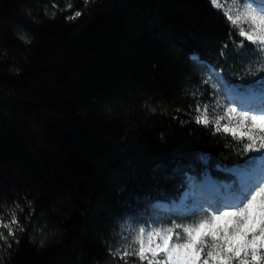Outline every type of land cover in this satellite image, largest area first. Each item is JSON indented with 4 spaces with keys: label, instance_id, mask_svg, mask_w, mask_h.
Instances as JSON below:
<instances>
[{
    "label": "trees",
    "instance_id": "trees-1",
    "mask_svg": "<svg viewBox=\"0 0 264 264\" xmlns=\"http://www.w3.org/2000/svg\"><path fill=\"white\" fill-rule=\"evenodd\" d=\"M228 34L209 0H0V216L25 227L0 264H114L121 223L192 218L154 207L188 176L235 180V142L190 108V53L242 71Z\"/></svg>",
    "mask_w": 264,
    "mask_h": 264
},
{
    "label": "snow or ice",
    "instance_id": "snow-or-ice-1",
    "mask_svg": "<svg viewBox=\"0 0 264 264\" xmlns=\"http://www.w3.org/2000/svg\"><path fill=\"white\" fill-rule=\"evenodd\" d=\"M209 3L229 28L220 55L225 56L231 46L242 71L227 79L223 68L190 53V60L206 69L200 81L206 93H191L195 98L191 119L235 142L242 160L226 170L235 180L224 183L207 175L200 181L190 178L178 204L154 206L188 213L192 218L184 223L165 222L158 216L143 223L126 221L117 245L108 248L114 264H264V0ZM51 7L59 9L56 3ZM72 7L66 5V9ZM81 15L77 10L66 18ZM205 94L206 101L201 99ZM23 211L17 204L7 219L0 216V229L6 230V234L0 231V247L10 249L19 243L18 233L25 227L18 212Z\"/></svg>",
    "mask_w": 264,
    "mask_h": 264
},
{
    "label": "rangeland",
    "instance_id": "rangeland-1",
    "mask_svg": "<svg viewBox=\"0 0 264 264\" xmlns=\"http://www.w3.org/2000/svg\"><path fill=\"white\" fill-rule=\"evenodd\" d=\"M190 178H194L193 176H188L187 178H186V185H187V189H186V191H188V189H189V180H190ZM165 222H170L171 220H176V219H174V218H162ZM176 222H178V223H184V222H186V221H178V220H176ZM124 224V222L123 223H121L120 224V226H119V229H118V232H117V234H118V236H117V239H116V244H115V246L117 245V243H118V240H119V236H120V233H121V231H122V228H121V226Z\"/></svg>",
    "mask_w": 264,
    "mask_h": 264
}]
</instances>
